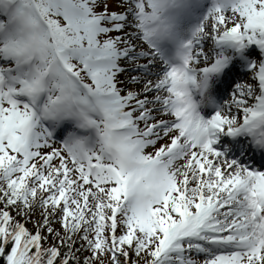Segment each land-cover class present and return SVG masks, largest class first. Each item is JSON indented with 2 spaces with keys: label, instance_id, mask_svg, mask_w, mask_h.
Listing matches in <instances>:
<instances>
[{
  "label": "snow or ice",
  "instance_id": "1",
  "mask_svg": "<svg viewBox=\"0 0 264 264\" xmlns=\"http://www.w3.org/2000/svg\"><path fill=\"white\" fill-rule=\"evenodd\" d=\"M252 43L264 0H0V261L264 264V170L213 147L264 148V57L201 112Z\"/></svg>",
  "mask_w": 264,
  "mask_h": 264
},
{
  "label": "rangeland",
  "instance_id": "2",
  "mask_svg": "<svg viewBox=\"0 0 264 264\" xmlns=\"http://www.w3.org/2000/svg\"><path fill=\"white\" fill-rule=\"evenodd\" d=\"M137 74V73H135ZM125 76H121V80H123L126 84H128L129 87H133V88H136V85H131L129 83H127L125 80H124ZM123 86V85H122ZM30 228L33 227L32 223H29L28 225Z\"/></svg>",
  "mask_w": 264,
  "mask_h": 264
},
{
  "label": "bare ground",
  "instance_id": "3",
  "mask_svg": "<svg viewBox=\"0 0 264 264\" xmlns=\"http://www.w3.org/2000/svg\"><path fill=\"white\" fill-rule=\"evenodd\" d=\"M252 62V60H250L249 62H248V64H250ZM125 77H127V76H130V72L129 73H126L125 75H124ZM246 77H247V81L246 82H250L252 79H251V77L250 76H248L247 74H246ZM128 81V80H127ZM137 87H139V85H136Z\"/></svg>",
  "mask_w": 264,
  "mask_h": 264
},
{
  "label": "clouds",
  "instance_id": "4",
  "mask_svg": "<svg viewBox=\"0 0 264 264\" xmlns=\"http://www.w3.org/2000/svg\"><path fill=\"white\" fill-rule=\"evenodd\" d=\"M259 122L264 123V118H261Z\"/></svg>",
  "mask_w": 264,
  "mask_h": 264
},
{
  "label": "trees",
  "instance_id": "5",
  "mask_svg": "<svg viewBox=\"0 0 264 264\" xmlns=\"http://www.w3.org/2000/svg\"><path fill=\"white\" fill-rule=\"evenodd\" d=\"M0 264H3V262H2V261H0Z\"/></svg>",
  "mask_w": 264,
  "mask_h": 264
}]
</instances>
